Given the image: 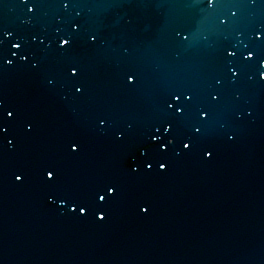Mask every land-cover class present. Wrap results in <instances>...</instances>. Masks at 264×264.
<instances>
[{"label":"water","instance_id":"1","mask_svg":"<svg viewBox=\"0 0 264 264\" xmlns=\"http://www.w3.org/2000/svg\"><path fill=\"white\" fill-rule=\"evenodd\" d=\"M40 5L26 24L19 0H0V31L14 34L0 44V264H264V84L248 78L254 62L244 65L241 55L227 61L223 51L239 44L244 54L248 45L264 56V40L251 38L264 25V5ZM232 11L238 15L230 17ZM221 17L230 23L222 25ZM76 20L82 30L74 34ZM178 30L190 39L180 40ZM89 32L99 36L97 45L89 44ZM57 33L74 38L73 46L59 49ZM21 41L22 49L12 47ZM71 63L80 67L78 79L68 76ZM232 63L244 73L236 83L228 77ZM129 70L139 76L134 87L125 83ZM78 84L83 94L75 92ZM181 90L196 99L175 125V143L145 157L144 147L159 143L149 141L155 126L176 119L165 100ZM212 92L221 94L219 103L210 101ZM199 107L212 118L189 151L182 141L191 136ZM101 118L106 127L98 125ZM155 134L167 142L166 131ZM73 141L80 145L76 153L69 152ZM137 162L138 173L131 168ZM49 166L54 182L46 179ZM109 184L118 190L105 204L95 193ZM79 205L86 214L72 211Z\"/></svg>","mask_w":264,"mask_h":264},{"label":"snow or ice","instance_id":"2","mask_svg":"<svg viewBox=\"0 0 264 264\" xmlns=\"http://www.w3.org/2000/svg\"><path fill=\"white\" fill-rule=\"evenodd\" d=\"M20 4L23 5L26 13L29 16V19H26L24 22L26 24L31 23V17H33L37 11V9L41 6L40 5V0H19ZM79 0H58V3L60 7H62L65 10H68L72 8L76 3H78ZM199 2L205 4L208 8H215L217 4L219 3V0H199ZM240 3L243 4H250L252 6H256L258 3L261 5H264V0H239ZM230 17H236L238 13L236 11L230 12ZM219 22L222 25H227L230 23L229 18L227 17H221L219 19ZM82 30V25L79 22V20H76L72 24V31L73 33H79ZM14 34L11 31H0V44L6 42V37H11ZM58 39L56 40V46L61 49L65 50V46L67 48H71L73 44L75 43L74 38H69L67 36H60L59 33H57ZM178 36L179 39L187 42L190 39V35L184 31L178 30ZM243 37L244 33L241 32L239 34V42L242 44L243 43ZM251 38L252 40L255 41H261L264 40V25H261L257 27L255 30L252 31L251 33ZM34 40L36 43H39L41 45L47 44L49 47H51V44L48 43L46 37H41V36H35ZM88 42L91 45H97L99 42V36L95 32H89L88 33ZM12 47L15 49H22V41L21 42H16L12 44ZM224 56L226 57L227 61H235V58L238 55L242 56V63L244 65H249L250 63L254 62L256 66V72L254 73H249L248 78L251 80H258L260 83L264 84V56H261L260 53L256 48L249 47L248 45H245V53L241 54L239 52V44L236 45H229L226 47L224 50ZM13 55H16L13 53ZM23 59L25 62L29 61L30 54L28 53H22ZM6 63L8 66H12L14 61L12 59H6ZM34 68L39 67V63H35L32 65ZM0 67H3L2 64H0ZM68 71V76L73 79H78L80 75V67L76 63H71L68 65L67 68ZM244 73L241 70V67L238 66L236 63H232L228 65V77L232 83H236L240 80V77ZM139 81V76L138 74L133 71L129 70L125 74V83L128 84L130 87H134ZM223 80H218L219 84H223ZM75 92L78 94H83L84 92V86L83 85H76L75 86ZM196 99L195 93L192 91L188 90H181V91H175L172 92L171 95L167 100H165V108L173 113L175 115V120H170V121H165L162 124H159L155 126L154 132L152 135L149 136V141H158L159 143H155L152 145V149L149 150L147 146L144 147V156L147 157L152 154V151H159L161 147L167 149L170 145L175 143V137L173 136V132L175 130V125L179 122H182L186 114L188 113L189 109L191 108L193 102ZM209 99L212 103H219L222 99V96L219 92H212L209 94ZM176 101H180V103H176ZM0 106H2V101H0ZM8 116H13L14 113L12 111L7 112ZM247 115L251 116L252 113L248 112ZM197 123L192 126V132L191 136L182 141V146L184 149L191 150L193 137H198L203 134L204 132V125L212 118V112L209 110L207 107H199L197 113ZM107 120L101 118L98 121V125L101 127H106L107 126ZM161 130H164L168 133V139L167 142L163 141L160 136L156 135L155 133H159ZM231 139H235L234 136L230 137ZM117 139L120 141H124L126 139V135L124 132H120L117 134ZM69 152L71 153H76L80 145L73 141L69 144L68 146ZM207 155L211 157L213 155V152L211 150L207 151ZM144 163L147 165V169L151 170L155 166L154 162H148L147 159H145ZM158 167L162 170H166L167 164L166 162H159ZM132 171L133 172H140L141 167L140 164L134 163L131 165ZM55 168L52 166H49L48 168L45 169L46 173V179L49 182H54L55 176ZM18 181H23L24 176L22 174H18L15 177ZM118 190V185L116 184H109L106 185L99 190L96 191L95 195L98 197L99 201L104 202L107 204V196L109 194L115 195ZM73 212L79 211L81 214H86L88 211L87 206L84 205H79L78 207H73L72 209ZM145 212H148V208H144ZM106 219L105 215H100L99 220L103 221Z\"/></svg>","mask_w":264,"mask_h":264}]
</instances>
